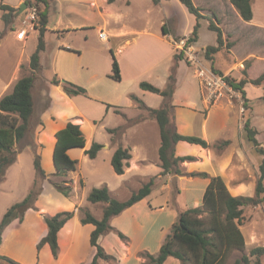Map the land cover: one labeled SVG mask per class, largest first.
Returning <instances> with one entry per match:
<instances>
[{"label":"rangeland","instance_id":"rangeland-1","mask_svg":"<svg viewBox=\"0 0 264 264\" xmlns=\"http://www.w3.org/2000/svg\"><path fill=\"white\" fill-rule=\"evenodd\" d=\"M25 1L0 0V5L4 3L18 8L15 11L13 29L5 28L2 18L3 11L0 8V31H5L0 43V84L4 78L8 79L12 73L16 75V79L32 73L30 57L37 48L38 32H29L24 41L16 39L17 30L22 27L26 18V11L31 7V5H27L20 12V6ZM106 1L99 0L105 18L108 20V26L104 27L105 31H114L115 23L122 27V30L149 29L158 33L161 31V21L164 20L166 30L173 33L174 37H179V40H172L174 52H183L184 61L188 66L184 65V98L188 101H194L201 94L202 99H206L209 106L233 103L234 109L237 110L238 126L243 125L245 119L249 118L251 124L260 131L259 140L264 141V84L260 86L248 84L246 93L249 101L248 108L245 109L244 98L241 92L235 89V94L228 93L221 98L213 96L210 99L208 91L202 83L203 77L201 75L202 72H214L212 61L206 57L207 47L218 45L217 32L209 28L211 20L222 31V45L213 54L214 65L217 70H221L224 76L230 75L237 80L244 77V72H247L250 79L257 78L264 73V0H253L252 7L255 6L256 14L250 21H245L240 16L230 0H193L195 5L202 8L201 13L204 14L205 18H201L199 21L200 28L197 40L191 44L186 42L184 49L179 46L180 40L183 38L188 40L191 36L196 18L180 0H164L161 4H154L153 0H116L113 3ZM50 2L49 26L51 29L49 28L46 35V50L41 54V69L35 73L36 78L32 89L34 111L30 119V126L24 138L15 146L18 151L17 160L7 168L5 179L0 182V222L8 208L22 201L34 187L37 177L36 155H40L46 175L39 180L41 190L34 206L25 212L22 221L13 219L5 228L0 244V253L21 264L88 263L95 253L94 247L90 244V235L94 226L83 224L81 220L86 211H90L94 216L101 218L103 207L106 205L88 201L90 191L94 187L108 185L112 196L123 200L137 190L142 183L147 182L151 176H157L151 194L146 197L148 202L125 214L119 220L120 224L115 227V229L122 231L126 238H120L116 231L103 234L99 238L100 244L114 257L110 260L101 259L99 264H141L147 260V257L142 255L144 252L157 253L159 251V248L157 250L154 244L159 227L162 225V228H165L166 232L169 233L173 229L179 214L189 207L201 206L203 199H192L191 192H187L186 195L185 188L184 199L179 197L180 189L176 180L172 179L171 182H168V174L164 176L160 173L156 174L158 165L153 161H150L148 166H143L141 175L132 174L131 176V173H128L122 176V174L119 175L115 172L111 158L112 153L116 150V145L121 140L127 144L133 141L131 136L122 138L123 128L125 125L128 126L140 120V116L147 114L145 110L138 112L139 109L136 108L138 104L133 101L131 95L125 98L123 95L124 83L120 84L108 77L112 71L111 46L114 48L119 43L123 46L128 41L113 42L111 37L107 41L102 40L99 37L100 20L93 11L89 12L88 9L80 7L83 10L78 15L71 17L65 15L64 17L58 13L55 0H50ZM97 12L99 13V11ZM91 17L92 20L98 22L90 24L88 29H80L70 32L64 37H59L64 35L66 31H62L61 27H55V24L70 20L82 27L80 25L87 23ZM109 43L111 46L108 45ZM145 46L151 47L152 45L145 42ZM64 47L71 48L77 53L74 55V52H63ZM140 47L136 50L137 52H146L145 48L141 47L140 49ZM129 48L116 53V57H119L123 63L126 58L121 52H127ZM161 51L169 52L168 45L162 42ZM250 53L257 54L259 58L254 59L251 55L244 59V54ZM18 63L20 70L16 69ZM22 63L26 64L21 66ZM86 65L95 69L98 76L88 78L85 74H90V72L86 71ZM81 66L82 68H80ZM56 74L62 80H70L86 88L87 94H81L77 103H72L62 86L52 83V78ZM16 82L17 80H14L9 87V92L13 90ZM107 89L109 91H106ZM137 90L132 92L135 93ZM146 99L149 101L148 96ZM129 102L131 103L129 104ZM108 104L118 105L129 116L135 117L126 119L113 110L117 108L116 106L113 109H108ZM69 121L81 125L86 137V146L72 148L69 151L70 156L78 160L75 170L57 174L53 160L55 134ZM231 123L228 132L222 133L218 137H232L231 135L236 129V122L232 119ZM119 126L122 127L123 131L121 130L117 134L109 131V129ZM130 129L127 127L126 131ZM192 131L199 135L197 129ZM240 131L244 132L245 130L241 129ZM236 138L234 143L231 141L223 148H210V152L216 156V160L221 159L224 163L228 161L226 183L229 185L235 184L238 179L235 177L237 175L235 166H237L240 154H242L238 142H241L243 150L247 146L245 149L248 156L253 152L243 141L241 134ZM134 140L137 142L136 154L138 156L145 155L150 159L159 158L156 142L146 147L142 138L135 136ZM94 142L102 143L104 147L99 151L96 158H90L85 150L89 149ZM252 147L255 148L254 145ZM195 158L193 161H185L184 165L189 162L195 166L199 162V158L196 156ZM199 172L195 168L189 170L184 167V174L181 175H184V181L190 180L192 177L205 178L198 175ZM251 172L253 176L249 185L254 186V190L246 195L252 196L255 194L260 166L258 169L253 166ZM251 172L249 171V173ZM208 175L211 176L209 173ZM55 183L66 190L69 188V195L60 191ZM63 211H74V215L60 232L58 257L55 258L49 245L44 246L41 250H38L37 245L48 231L46 218ZM260 213L264 215L263 203L257 207H245V215L248 217L245 225L243 224L246 235L249 236L250 230L256 232L255 228H259V233H261L259 238L253 241L254 244L248 243L244 251L234 250L226 264H234L242 253L249 254L251 248L255 246H264V218L261 217ZM253 214H255V218L249 222ZM256 221L260 223L256 225ZM142 236L146 244H150L152 249H156L155 252L141 248L140 237ZM251 259L253 261L254 257ZM170 260V262L167 260L168 264H181L177 259ZM0 264L10 263L7 260H0ZM262 264H264V257Z\"/></svg>","mask_w":264,"mask_h":264},{"label":"trees","instance_id":"trees-1","mask_svg":"<svg viewBox=\"0 0 264 264\" xmlns=\"http://www.w3.org/2000/svg\"><path fill=\"white\" fill-rule=\"evenodd\" d=\"M116 0H108L113 3ZM164 0H153L155 4H159ZM187 10L195 16L196 23L194 25L191 36L187 43L191 44L198 38L200 28V19L205 18L201 13L202 8L195 5L193 0H180ZM234 7L239 12L240 16L245 21H250L254 17L252 8L253 0H230ZM28 5L37 8L36 13V31L38 32V44L36 50L30 57V67L32 73L25 75L17 80L13 90L6 93L0 98V182L5 179L7 168L17 160L18 151L15 149L26 135L30 119L34 111V97L32 89L35 82V73L41 69V54L46 50V35L49 31L50 23V0H26ZM3 11L2 18L5 23V28L13 29L15 23V11L18 9L8 4L2 3L0 5ZM209 28L217 32V46H208L206 49V57L212 61V70L224 75L221 70H217L214 65V56L222 45V31L214 21H210ZM5 31H0V42L4 37ZM164 34H167L164 28ZM179 40V37H175ZM113 61L112 71L109 75L114 80H121V69L116 58L114 50L110 48ZM184 59L183 52L175 53L174 66L170 74L167 86L161 89L150 82L142 81L140 87L164 97V103L161 107L152 108L144 104L136 95L131 97L138 107L147 112L146 115L139 117L140 120L145 118L155 119L160 131V147L159 159L161 172L160 175L167 174H184L182 163L185 161L195 160V156L184 155L176 156L175 146L179 141H186L191 144H197L203 148H223L228 145L231 140L223 139L209 142L198 135L180 134L175 128V116L171 101L176 88V64L178 60ZM229 84L241 92L244 98V107L248 108L249 98L245 90L246 85H263L264 73L259 77L250 79L247 72H244V77L240 80L233 78L230 75L225 76ZM52 83L61 85L63 90L69 96L86 95L87 89L77 85L70 80H62L57 74L52 78ZM114 107L108 104L107 108ZM115 112L123 115L118 107ZM246 132V137L255 149L264 156V145L259 141V131L252 124L249 118H246L243 124ZM122 127L111 128V133H118ZM56 141L53 150V159L57 174H63L68 171L75 170L78 160L72 158L69 151L72 148H82L86 146V137L83 133L81 125L74 121H69L62 129L55 134ZM104 147L102 143L94 142L85 153L90 158H96L99 151ZM132 158L130 148L123 147L122 144L114 151L111 164L115 172L119 175L125 173V168L129 165ZM35 168L37 177L34 182V187L30 193L20 202L13 204L6 211L2 221L0 222V244L3 240L5 228L11 223L13 219L23 220L25 212L34 206L40 194V178L46 175L41 164L40 155L35 157ZM198 175L209 178V183L206 187L203 203L201 206L189 207L183 210L175 222L173 229L167 233L162 241L161 247L157 253L144 252L142 255L147 257V260L141 264H165L168 259L175 258L181 264H226L228 258L234 250L244 251L246 248V239L241 229L248 219L245 215V207L261 206L264 201V160L260 165V175L258 176L254 195H233L221 175L209 176L206 172H199ZM157 176H151L149 180L126 199H118L112 196L108 185L94 187L88 194V201L91 203H104L103 214L101 218L94 216L90 211H86L82 218L83 224H92L94 226L90 235V244L95 249V253L88 263L81 264H99L101 259L110 260L114 257L109 254L106 249L100 244L99 238L101 235L116 231L118 236L122 239L126 235L115 229L112 226L111 220L113 217L120 215L123 211L133 206L142 199L148 197L153 186L156 183ZM57 188L65 195H69V188L64 189L58 183H55ZM74 211L59 212L51 217H47L48 224L47 233L41 238L37 247L41 250L46 245H49L52 254L55 258L58 257V240L60 232L64 229L68 221L73 217ZM251 257H254L252 261ZM264 257V246H255L251 248L249 254L245 252L237 258L234 264H262ZM0 260H7L10 264H21L10 257L0 253Z\"/></svg>","mask_w":264,"mask_h":264},{"label":"crops","instance_id":"crops-1","mask_svg":"<svg viewBox=\"0 0 264 264\" xmlns=\"http://www.w3.org/2000/svg\"><path fill=\"white\" fill-rule=\"evenodd\" d=\"M22 1L23 0H19V2ZM55 2L58 13L63 15L64 17L65 15L66 17H71L72 15H78L79 12L83 10L80 9V7L81 8L84 7V9H88L89 12L93 11L94 14L98 16L100 20L99 24L101 25L99 27V33L101 30H103L107 34V39L101 38L102 40L107 41L109 40V37H111L110 39L113 42L119 40L128 41L126 45L122 46L119 43L117 44L116 47L114 46V48L110 45V43L108 44L114 50L115 55L120 50H125L130 47L127 52H121L126 58V61L124 63L121 61L119 57H116L120 65L122 79L117 81L112 79L110 76L108 77L120 84L124 83L125 88L123 95L125 96V98H128L129 95L134 94L139 99H141L144 102V104L148 107L157 108L163 105L164 97L162 95L142 89L140 87V83L142 81H147L161 89H164L167 86L168 78L172 73V69L174 66V55H175L174 45L172 43L173 42L172 40H174L175 37L173 33L168 32L167 30H166L167 34H164V28L166 29L164 20L161 21V31H158V33H154L149 29H140L133 31L122 30V27L118 26L115 23H114V28H115L114 31H105L104 27L108 26V20L105 18V14L103 12V8L99 0H55ZM106 2L109 3L108 1ZM159 4H161V2ZM252 8L254 14H256L255 6L253 5ZM97 11H99V13ZM89 19L90 20L87 23H83L80 25L82 27L77 26L76 23H73V21L70 20L67 22L60 21L59 24H55V27H61L63 29L62 31H66V33L64 35H60L59 37H64L68 33L73 31H78L80 29L81 30L88 29L90 27L89 26L90 24H92L93 22H98L96 20H92V17ZM165 19H167V17H165ZM48 27L51 29L50 26ZM16 39H18L17 36ZM145 42H149L152 46L151 47L145 46ZM162 42L168 45L169 52L161 51ZM140 46L145 48L146 52H137L136 50H138ZM62 51L74 52V55L75 53H77L75 51H72L71 48H66V47H64ZM246 55L244 54L243 56L244 59L248 58L251 55L254 59L259 58V56L254 53H250L247 56ZM23 64L26 63H22L20 65L22 66ZM184 65L186 66V62L184 61V59L178 60L176 64V71H175L176 88L171 101V105L173 106V111L175 116V128L180 134H185V135H196V133L192 130L197 129L198 130L197 134H199L198 136H201L202 138L208 140L209 142H214L218 139H223V138L225 139L231 138V141H233L234 143L235 139H237L236 137H238V135L241 134L243 141L247 143L249 149H251V151L253 152L248 156L245 149L247 146L244 147L243 150L241 148L242 147L241 142H238V146H240V151L242 153L240 154V160L237 162V166H235V171L237 174L235 177L236 179L238 177V179L236 183L233 185H229L227 183L226 184L228 186V189L233 195H246L248 192L254 190V186L249 185V182L252 181L251 177L253 176L251 169L253 170V166H255L256 169H258L264 160V156L261 153H259L255 148L252 147L253 144L246 137L245 134L246 132L240 131L241 129L244 130V128L242 124H240L239 126L237 124L238 122L237 120L238 116L236 117L237 110L234 109L233 103H223V104H218L217 106L216 105L209 106L206 99H202L201 94H199L197 100L194 101H188L186 100V98H184ZM85 67H86V71L90 72V74H85L86 76H88V78H93L98 76V72L95 69H93L90 65H86ZM80 68H82V66ZM16 69L20 70L19 63L17 64ZM19 78H21V76ZM18 79H16V75H13L12 73L11 76L8 77V79L4 78L2 80L0 84L1 87L0 98L9 92V87L13 84L14 80H18ZM247 86L248 85H246V87ZM136 89H138L137 92L135 93L132 92L133 90ZM106 91H109V89H107ZM147 96L149 97V101L146 99ZM69 97L72 103L75 102L77 103V101L80 99V95H73ZM130 103L131 102H129V104ZM114 106L118 108L120 107L118 105H114ZM111 108L113 109V107ZM136 108L137 110L139 109L138 112L143 110L139 107ZM113 110L115 111V109ZM122 112L124 111L122 110ZM125 114H126V119L127 118L132 119L135 117V116L133 117L129 116L127 113ZM232 119H234V121L236 122V129L235 131H233V134L231 135L232 137H218L222 133L225 134L226 132H228V127L232 125L231 123ZM157 125L158 123L155 119L145 118L142 120H137L128 126L127 125H125V127L123 126L124 132L122 133V138L131 136V140L133 138V141H130V143L128 144L124 143L123 140L119 142V144H122L123 147L130 148L132 153V158L129 161V165L126 167L125 173L122 174V176H125L128 173H131V176L132 174L141 175L140 173L141 170L143 169V166H148L150 161H153L158 165L157 167L158 171L156 172V174H159L161 172L162 169L159 165L160 159L159 158L156 159L155 157L153 159H150L148 156L145 155L138 156L136 154L137 153L136 150L138 146H137V142H135L134 140L135 136L142 138L144 141V145L146 147H149L150 145L156 142L159 150L160 131H159V126ZM127 127H130L131 129L126 131ZM258 139H259V134H258ZM259 141L264 145V141L262 140ZM118 145L116 146L118 147ZM175 154L176 156L192 155L199 158V162L195 166H192L191 163L189 162L184 165L183 162L182 163L183 168L185 167L186 169L189 170L195 168L197 171L207 172L211 176L221 175L226 182L228 176V167H227L228 161L224 163V161H221V159L216 160L215 158L216 156L212 152H210V149L203 148L200 145L191 144L186 141H179L175 146ZM249 162L251 163V166ZM249 171L251 173H249ZM168 177H169L168 182H171L172 179L176 180V183L180 189L178 192V196L182 197V199H184V188L186 191V195L187 192L189 191L191 192L192 199H198V198L203 199L206 187L209 183V179L201 178V177H192L190 180H186V181H184V175L168 174ZM146 202H148V200L144 198L141 201L134 204L133 206L129 207L128 209L123 211L120 215L115 216L112 219L111 224L114 227L118 226L120 224L119 220L125 214L133 211L134 209L138 208L141 205L143 206ZM263 205H264V201H263ZM260 215L261 217L264 218V215L262 213H260ZM254 218H255V214H253L250 217L249 222H251V220H253ZM259 223H260L259 221L255 222L256 225H258ZM244 225L241 226V229L245 236L247 243L246 247H247L249 242L251 243V245L254 244L253 241L259 238L261 232L259 233V228L258 229L255 228L254 230H256V232L253 230L251 232L250 230L248 236L245 233ZM162 227H163L162 225L159 227L158 234L155 237L156 243L154 244L157 250L158 248L160 249L162 241L167 233L166 229ZM140 245H142L141 248H147L151 252H155L156 250V249H152L150 244H146L144 242L143 236L140 237ZM170 259H175V258H170ZM170 259H168V262L171 261Z\"/></svg>","mask_w":264,"mask_h":264},{"label":"built area","instance_id":"built-area-1","mask_svg":"<svg viewBox=\"0 0 264 264\" xmlns=\"http://www.w3.org/2000/svg\"><path fill=\"white\" fill-rule=\"evenodd\" d=\"M36 13L37 8L31 6L26 11V18L23 21L22 27L17 30L16 36L20 40H24L28 37L29 32L36 31ZM100 38L107 39V34L103 30L99 33ZM187 40L181 39L179 46L184 49ZM203 84L208 91V97L211 99L213 96L221 98L228 93L235 94L234 88L229 84L224 75H219L215 72H202Z\"/></svg>","mask_w":264,"mask_h":264},{"label":"water","instance_id":"water-1","mask_svg":"<svg viewBox=\"0 0 264 264\" xmlns=\"http://www.w3.org/2000/svg\"><path fill=\"white\" fill-rule=\"evenodd\" d=\"M27 5L28 4L26 2L22 3V5L20 6V10L19 11L22 12L27 7Z\"/></svg>","mask_w":264,"mask_h":264}]
</instances>
